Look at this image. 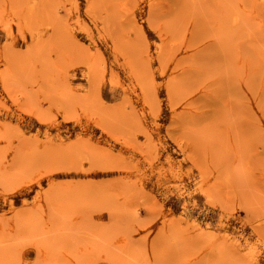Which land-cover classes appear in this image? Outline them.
Wrapping results in <instances>:
<instances>
[{"label":"rangeland","instance_id":"374dc122","mask_svg":"<svg viewBox=\"0 0 264 264\" xmlns=\"http://www.w3.org/2000/svg\"><path fill=\"white\" fill-rule=\"evenodd\" d=\"M0 264H264V0H0Z\"/></svg>","mask_w":264,"mask_h":264}]
</instances>
